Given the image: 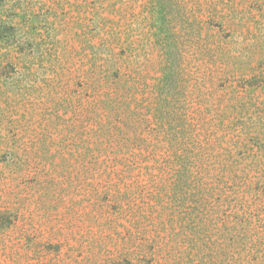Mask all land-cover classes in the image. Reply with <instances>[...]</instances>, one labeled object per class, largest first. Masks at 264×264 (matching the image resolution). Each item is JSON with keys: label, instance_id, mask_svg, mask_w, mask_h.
<instances>
[{"label": "rangeland", "instance_id": "rangeland-1", "mask_svg": "<svg viewBox=\"0 0 264 264\" xmlns=\"http://www.w3.org/2000/svg\"><path fill=\"white\" fill-rule=\"evenodd\" d=\"M0 264H264V0H0Z\"/></svg>", "mask_w": 264, "mask_h": 264}, {"label": "trees", "instance_id": "trees-1", "mask_svg": "<svg viewBox=\"0 0 264 264\" xmlns=\"http://www.w3.org/2000/svg\"><path fill=\"white\" fill-rule=\"evenodd\" d=\"M146 10L145 14H141V19L144 22V24L149 27V24L151 23L152 19V10ZM146 34H148V30L146 31ZM120 41L118 37L112 36L110 39H104L105 46L107 47L106 52L107 56L104 58V63H102L103 66H105L104 70L101 72V77H104V79H109L110 74H109V69L113 68L115 65V60L114 56H112V51H113V45L117 44ZM101 57V56H100ZM96 65H93V69L96 70ZM168 68L165 69L163 68V74L160 76L161 79V90H166L167 87L170 85V74H168ZM129 91L133 89L132 92L135 94L138 93V86L133 84L132 86L130 85L128 87ZM132 98H137L136 95ZM158 95L155 99H151V101L147 100V108L149 111H153V116L154 118H158L157 115H160L162 117V106H161V97ZM154 100V101H153ZM185 127L189 130L190 124L185 123ZM192 163L191 160L189 161V156L187 153H183V168L182 169H177L174 172V177L172 180V189L173 190H178V189H183V228L185 233L191 238V245L196 249H201L200 246V241H201V232H203V227H201V217L199 216L198 213V206L196 208L197 203L192 202L188 198L194 197L198 195L199 191V186L193 181L192 178H190V175L192 173V166L194 163ZM196 168L198 166H195ZM150 177L151 181L154 185L156 182L155 179L153 178V174L151 171L146 172ZM157 183V182H156ZM156 187L157 184H155ZM163 187V186H162ZM187 197V198H185ZM198 216V217H197Z\"/></svg>", "mask_w": 264, "mask_h": 264}]
</instances>
